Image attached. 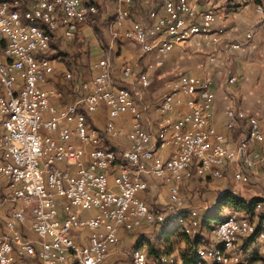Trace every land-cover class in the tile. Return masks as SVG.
<instances>
[{
    "label": "built area",
    "instance_id": "2783aa9c",
    "mask_svg": "<svg viewBox=\"0 0 264 264\" xmlns=\"http://www.w3.org/2000/svg\"><path fill=\"white\" fill-rule=\"evenodd\" d=\"M116 2L121 17L114 27L129 20L125 34L138 41L146 54L170 53L188 41L185 32H192V37L202 35L210 45H219L223 39L217 28L218 10L212 8L217 5H209L211 0ZM155 3H162V10H155ZM244 3H253L255 15L264 22V0H237L236 4ZM18 4H25V12H17ZM138 10L144 16L133 17ZM98 11L94 2L85 0H13L12 7H4L0 0V175L4 181L0 188V264H102L117 247L122 232H132L143 222L158 224L172 210L187 207L180 188L192 167L199 178L220 179L231 162L252 168L264 160L252 147L264 143V117L230 107L227 128L238 121H246L248 128L237 148L227 147L226 136L210 122L213 81L195 74L167 85L168 92L158 106L161 120L156 132L143 125V111L131 90L121 92V86L112 83L106 59L93 65L94 75L84 84L86 93L75 103L57 108L52 98L58 92L45 86L55 69L47 56L51 48L44 44L43 28L69 41L88 16ZM30 19L43 20V28L30 27ZM190 23H198V30H190ZM201 26H215V35L201 34ZM251 37L252 32H247L245 39ZM243 44L229 42L223 49L226 59ZM217 56L208 55L207 61L213 63ZM162 64L158 57L137 74L125 64L122 76L146 87L148 71ZM230 81L236 82L237 77L231 76ZM104 105L110 118L100 131L89 123L88 115ZM127 113L133 118L129 146H103L106 136L121 133L115 119ZM159 134H166L164 146H157ZM74 139L91 146L88 160ZM170 146L173 149L163 158L160 149ZM141 173L151 174L168 187L167 207L150 206L139 197L148 188ZM233 177L241 190L251 180L242 170H235ZM233 224L236 221L227 226ZM227 226H222L220 237ZM256 226L264 223H257V218L247 221L246 230L234 231V237ZM208 247L197 245L196 252ZM139 257H146L149 264L145 250L140 249ZM225 262L232 261L223 259L220 264Z\"/></svg>",
    "mask_w": 264,
    "mask_h": 264
},
{
    "label": "crops",
    "instance_id": "0c3cea01",
    "mask_svg": "<svg viewBox=\"0 0 264 264\" xmlns=\"http://www.w3.org/2000/svg\"><path fill=\"white\" fill-rule=\"evenodd\" d=\"M85 1L94 2L98 6V15L93 17V20L87 19L83 22L72 40H64L60 34L56 35L49 52L57 53V56L51 58L55 70L45 86L58 92V95L52 98L57 108H63L78 101L86 93L84 84L89 82L94 75L93 65L101 59H106L110 62L112 83L131 90L143 111L142 123L147 130L152 132L157 131L161 120L158 106L168 92L167 85L175 79L190 74L213 81L215 99L210 122L226 136L227 147L237 148L238 142L246 138L248 128L246 121H238L232 129L227 128L226 112L230 107H240L258 117H264V22L257 19L250 7L246 6L248 9L240 11L233 8V5L232 8L227 7L226 10L218 9L217 28L223 33V39L219 45H210L202 35L197 34L190 37L186 43L175 46L170 53L161 56L157 51L146 54L138 41L126 36L125 33L130 28L129 20L120 28L114 27L113 21L117 12L116 0ZM143 12L142 10L135 11L133 17L137 14L144 16ZM247 32H252L249 40L245 39ZM211 35H215V26ZM231 41H241L244 44L226 59L223 49ZM208 55H218V58L215 62L209 63ZM158 57L163 59V64L148 71L150 78L148 86L144 87L132 78L125 79L122 76V68L125 64L131 65L134 73L137 74L146 69L149 61ZM68 73L71 74L70 78L66 76ZM233 75L237 77L236 82L230 81ZM109 118L106 105L88 115L89 123L100 131L105 129ZM132 120V116L128 113L115 119L116 126L122 131L117 137L106 136L102 145L116 149L127 148L129 146L127 135ZM74 142L83 151V158L88 160L91 146L77 139H74ZM252 147L253 151L264 155V143L254 144ZM172 149L173 147L170 146L160 149L159 152L163 158H166ZM235 170L245 171L251 176L250 182L243 190L236 185L233 177ZM223 171L224 177L220 179L211 176L199 178L194 174L192 167L190 175L186 176L181 184L180 190L183 195L192 193L198 195L196 188L199 187L203 196H207L204 200L194 197L191 202L194 207L187 206L186 209V212L189 209H195L200 213L201 227L206 216L217 208V202L224 192L231 191L246 201L264 200V160L252 168H245L238 161L231 162L224 167ZM141 177L147 181L148 188L139 193V197L150 206L167 207L168 187L149 173H141ZM109 182L113 186V174L109 175ZM3 185L4 181L0 175V188ZM210 200L211 203L208 206L206 201L210 202ZM222 211L226 212V217L241 213L225 206L221 209V215L224 214ZM240 216L251 217L244 212ZM179 234L181 230L176 224L174 215L165 224L143 222L132 232H122L117 247L108 253L102 264H132V251L136 248L145 250L149 258L154 259L149 249L154 248L161 251L159 255L165 254L168 248L166 246L172 247L175 241H178ZM256 238V241L264 244V238ZM250 239L251 236L242 240L241 246L247 250L244 257L250 256L249 252L254 247L255 242L248 243ZM126 246H130L126 248L130 250V263L126 261L127 252L123 251ZM183 248L181 247L182 250ZM174 254L177 253L172 251L166 256L170 259L171 255L175 257Z\"/></svg>",
    "mask_w": 264,
    "mask_h": 264
},
{
    "label": "bare ground",
    "instance_id": "6f19581e",
    "mask_svg": "<svg viewBox=\"0 0 264 264\" xmlns=\"http://www.w3.org/2000/svg\"><path fill=\"white\" fill-rule=\"evenodd\" d=\"M230 3H237V0H229ZM91 2V1H85ZM4 7H12L13 0H3ZM155 10H162V3H155ZM17 12H25V4L17 5ZM95 14V13H93ZM121 17V9L120 5L117 4V12L115 14L114 23L119 20ZM113 23V24H114ZM30 27L32 28H43V20L38 19H30ZM214 26H201V34L203 35H211L212 29ZM190 30H198V23H190ZM43 37L44 44L49 48H52V42L55 37V33L50 28H43ZM192 37V32H185V40H188ZM56 38V37H55ZM121 92H129V88L121 86ZM166 141V134H159L157 136L158 146H164ZM258 206H260L258 204ZM188 207H181L175 210H172L167 218L161 220L159 224H165L173 215L175 216L176 224L179 229L185 232V234L189 236H197L198 229L200 228L201 218L200 213H198L195 209H189L186 212ZM198 218V220H197ZM253 218L250 217H242L236 215H229L224 218L221 222L217 223L212 229L214 234L216 235L217 243L213 247L205 248V252H197V255L194 258L195 264H220L223 259L225 264H239L240 256L241 263L244 261V249L240 248L242 244V240L244 238L252 236L258 229V237L264 238V226H256V229L251 231L250 233L238 234V236L234 237L235 232H242L246 230L247 221H252ZM231 221H236V224L233 226L230 225ZM257 223H264L263 219L257 218ZM222 226H227L224 229V237H220ZM202 246V245H200ZM226 247V250L223 249ZM140 248H136L132 251V264H148L146 262V257H139ZM250 255L249 257H251ZM163 259V261L161 260ZM168 256L165 254L160 255V257L155 259L149 258V264H169Z\"/></svg>",
    "mask_w": 264,
    "mask_h": 264
},
{
    "label": "rangeland",
    "instance_id": "374dc122",
    "mask_svg": "<svg viewBox=\"0 0 264 264\" xmlns=\"http://www.w3.org/2000/svg\"><path fill=\"white\" fill-rule=\"evenodd\" d=\"M211 4L212 5H217L218 8H220V9L223 8L225 10H226L227 7H231L232 6V4L230 3V1H225V0H211V3L209 5H211ZM246 6H248V8L250 7L253 10V3H250V4H248V3L245 4L244 3L242 5H237L235 3V5H233V8H237L240 11V10H243V9H248ZM217 7L214 6L212 8L213 9L216 8V10H218ZM253 13H254V11H253ZM257 19H258V17H257ZM233 40H236V39H233ZM196 189L198 191V195H194L193 193L191 195H186V194L184 195V198L186 200V204L189 207H194L191 204L192 199L194 197H195V199H198L199 198L200 200H204L205 198H207V196L206 197L203 196V193L201 191V188L198 187ZM206 202L208 203V206H210L211 200H210V202H208V201H206ZM222 212L224 213V211H222ZM225 213L223 215L220 214L221 220H217V221L216 220L209 221V220H207V216H206V220L207 221L206 222H205V220L203 221V226H202L201 230L199 228L198 229V232H197V233H199V234H197V236L199 235L198 236V238H199L198 243L201 242V245L202 246H209L208 248L213 247L215 245V243H216V235L214 234L212 228L218 222L222 221L226 217L225 216L226 215ZM241 214H243V212H241L239 215L237 213H234V215H236L238 217ZM254 218H256V217H254ZM189 237H192L193 238V236H189ZM256 240H257L256 237H253V238H251L249 240L248 243L255 242L253 249H251V251L249 252V254H251L252 256L251 257H249V256L244 257V261L241 264H264V244L262 242H258ZM175 242L177 243V245H175L176 243H174L173 246H172V249L177 254H174L175 257L172 256V255L170 256V259L171 260H169V264H178V263H181V262L183 263L184 262L183 261V258H182V254H183L182 251L186 249V246H187L186 245V241H185V239H182V236L181 237L179 236L178 237V241H175ZM166 247H168L166 249H169V246H166ZM181 247H184L183 250L181 249ZM126 248H130V246H126V247L123 248V251L125 250L127 252L126 261L128 260L127 262L130 263L131 262L130 253H129L130 250L129 249H126ZM166 254H168V253L165 252V255ZM178 255H179V257H178ZM156 257L157 256L154 255V259Z\"/></svg>",
    "mask_w": 264,
    "mask_h": 264
},
{
    "label": "trees",
    "instance_id": "16d2710c",
    "mask_svg": "<svg viewBox=\"0 0 264 264\" xmlns=\"http://www.w3.org/2000/svg\"><path fill=\"white\" fill-rule=\"evenodd\" d=\"M96 15H98V13L89 15L88 20H93V17H95ZM47 56L50 58L56 57L57 53L52 52V53H49ZM258 204L260 205V207L257 208ZM224 206L230 207V208L234 209L235 211L244 212L251 217H257L258 219L264 218V200L263 199H251L250 201H246L243 197L236 195V194L232 193L231 191H227V192H224L220 196V198L217 202V208L215 209V211L210 212L207 215V220H209V221L221 220L220 212ZM207 220L205 218V222ZM202 226H203V223H202ZM201 228L202 227L200 224V230H201ZM184 233L185 232L181 230V234H179L180 237L182 236V239H185L186 245H187L186 249L182 251L183 261L185 264H195L194 258L197 255V252H196L197 244H198V246L201 245V242L198 243V240H199L198 236L199 235L195 236L197 238H192V237H189L188 235H186ZM258 234H259V232L257 229V231L251 236V238L258 237ZM149 250H150L149 253L151 255H156L157 256L156 258L160 257L161 254L159 255V253H161V251L155 250L154 248H150ZM172 251H173L172 247H169V249H167L165 252L169 253Z\"/></svg>",
    "mask_w": 264,
    "mask_h": 264
}]
</instances>
